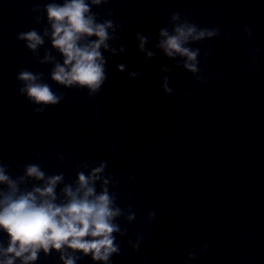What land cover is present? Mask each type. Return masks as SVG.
<instances>
[{
  "label": "clouds",
  "instance_id": "9594fccd",
  "mask_svg": "<svg viewBox=\"0 0 264 264\" xmlns=\"http://www.w3.org/2000/svg\"><path fill=\"white\" fill-rule=\"evenodd\" d=\"M110 0H48L41 6L35 3L30 9L35 14L36 24L44 23L41 31L32 28L17 33V40L36 57L41 65H52L49 72L51 81L65 89L87 90V96L98 95L108 79L104 52L111 55L124 54L123 45L119 48L112 42L120 39L117 32L123 30L122 23L112 19L101 20L94 7L107 5ZM107 15H114L109 9ZM171 28L160 27L156 42L137 31V50L147 59H155L157 53L172 65L190 73L198 83L208 84L210 80L204 75L201 63V49L191 45L220 37L218 27L200 26L192 22L181 12L170 15ZM243 32L246 39H252L253 33L248 26ZM231 33L224 36L231 38ZM46 41L51 49L62 57L57 60L52 51L45 49L41 57L39 50ZM151 44V48L147 47ZM259 48H247L252 61L250 72L257 70ZM212 56L211 50L203 52V59ZM124 63L116 65L120 72L126 70ZM162 73H170L172 67L156 64ZM142 73L130 72L129 77L139 79ZM220 79L221 76L215 77ZM169 75H161V88L166 95H174L175 90L169 86ZM20 83L17 93L27 98L34 105L33 112L42 114L48 107H54L65 99V92H54L44 79V73L22 68L16 75ZM187 93H185V97ZM32 156L40 159V153ZM61 164L71 166L63 154L57 156ZM10 165L0 159V232L6 234L7 244L0 240V264H36L43 253L45 257L58 254L60 264H77L85 257H90L93 264H112V257L121 254V245L117 236L128 233L117 221L123 218L132 223L136 213L129 204L121 207L118 201V184L120 177L107 171L105 160H84L75 165L76 176L72 182H66L63 173L47 174L39 163H26L21 174L13 176ZM129 180H135L130 176ZM30 185V187H29ZM131 199V193H128ZM156 212L149 211L144 219L149 226L156 220ZM127 243L133 251L139 252L143 242L141 233H134ZM208 244L201 247L206 253ZM196 253H188L186 264L195 260Z\"/></svg>",
  "mask_w": 264,
  "mask_h": 264
}]
</instances>
